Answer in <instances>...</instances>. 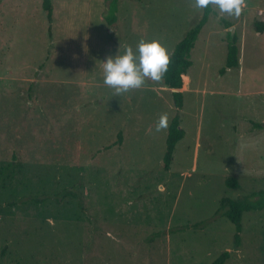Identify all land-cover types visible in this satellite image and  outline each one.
<instances>
[{
	"label": "rangeland",
	"instance_id": "1",
	"mask_svg": "<svg viewBox=\"0 0 264 264\" xmlns=\"http://www.w3.org/2000/svg\"><path fill=\"white\" fill-rule=\"evenodd\" d=\"M51 2L49 23L41 0H0V264H210L224 251V264H264V209L242 214L239 247L216 215L221 198L264 189V128L252 126L264 123V0L239 15L211 2L176 111L161 80L115 93L102 62L141 39L171 54L195 0H122L116 30L107 0ZM230 28L240 65L222 72ZM175 113L184 136L165 171ZM64 191L74 197L17 203Z\"/></svg>",
	"mask_w": 264,
	"mask_h": 264
},
{
	"label": "trees",
	"instance_id": "2",
	"mask_svg": "<svg viewBox=\"0 0 264 264\" xmlns=\"http://www.w3.org/2000/svg\"><path fill=\"white\" fill-rule=\"evenodd\" d=\"M122 0H107V10L104 14V21L107 26L111 29H117V12ZM140 2L141 0H133ZM41 7L45 14L47 21L50 23L52 21V2L51 0H41ZM215 13L213 11L211 0L209 4L201 9V14L199 18L194 22V24L184 33L181 40L175 45L170 54V63L168 69L161 80L162 86L170 89H177L178 91H170L172 105L176 110L181 109L183 104V89H184V76L186 75L188 69L191 67L192 63L190 60V51L192 50L194 43L207 22L209 16ZM220 22L224 27L229 28L231 24L228 20L220 19ZM256 32L264 31V22L255 23ZM227 53L225 60V68L222 70L224 72L226 69H235L239 66V48L237 45V36L232 31H227ZM183 81V84H182ZM180 90V91H179ZM254 129L264 128V123H253ZM183 130L179 127V116L175 113L170 121L167 129V136L165 141V150L162 156L161 167L163 170L168 171L170 169L173 154L177 143L183 138ZM122 133H117V140L114 142L115 145L121 143ZM3 172H0L3 175ZM1 180V178H0ZM226 185L230 188H236L237 181L233 177H228L225 181ZM74 197V193L70 191H64L63 194H51L39 196H27L21 198L17 203L19 204H34L40 205L47 201H52L56 204H60L64 198ZM264 209V189L253 191L248 195L240 196L236 199L231 198H221L219 201V208L217 211V217L226 218L231 224L234 225V235L233 241L236 247L240 246L241 241V218L242 214L246 212H255ZM195 227H201L200 224L195 225ZM179 229H177L178 231ZM175 232V231H174ZM155 237L160 236V233H155ZM153 236V237H154ZM152 237V238H153ZM150 238V239H152ZM149 239V240H150ZM153 240V239H152ZM151 240V241H152ZM150 241V242H151ZM229 258V252L224 251L218 255L210 264H224V262Z\"/></svg>",
	"mask_w": 264,
	"mask_h": 264
},
{
	"label": "clouds",
	"instance_id": "3",
	"mask_svg": "<svg viewBox=\"0 0 264 264\" xmlns=\"http://www.w3.org/2000/svg\"><path fill=\"white\" fill-rule=\"evenodd\" d=\"M210 0H195L197 8H204ZM218 10L239 15L243 0H211ZM170 63V53L157 39H141L133 47L127 45L122 51L106 56L103 64V83L115 93H127L145 86L147 80L160 81ZM168 115L160 116L156 131L167 127Z\"/></svg>",
	"mask_w": 264,
	"mask_h": 264
},
{
	"label": "water",
	"instance_id": "4",
	"mask_svg": "<svg viewBox=\"0 0 264 264\" xmlns=\"http://www.w3.org/2000/svg\"><path fill=\"white\" fill-rule=\"evenodd\" d=\"M229 30L231 31L232 28H230ZM171 91L176 92V91H178V90H177V89H171Z\"/></svg>",
	"mask_w": 264,
	"mask_h": 264
},
{
	"label": "crops",
	"instance_id": "5",
	"mask_svg": "<svg viewBox=\"0 0 264 264\" xmlns=\"http://www.w3.org/2000/svg\"><path fill=\"white\" fill-rule=\"evenodd\" d=\"M260 22H264V21H260ZM264 32V31H263ZM259 33V32H258ZM239 65H240V63H239ZM180 91V90H179Z\"/></svg>",
	"mask_w": 264,
	"mask_h": 264
}]
</instances>
